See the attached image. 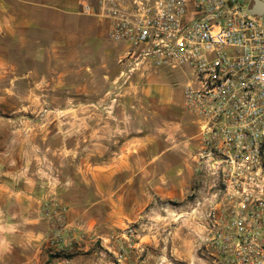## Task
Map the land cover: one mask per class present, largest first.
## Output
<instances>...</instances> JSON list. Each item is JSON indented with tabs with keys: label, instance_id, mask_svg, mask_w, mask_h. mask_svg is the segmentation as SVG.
<instances>
[{
	"label": "rangeland",
	"instance_id": "374dc122",
	"mask_svg": "<svg viewBox=\"0 0 264 264\" xmlns=\"http://www.w3.org/2000/svg\"><path fill=\"white\" fill-rule=\"evenodd\" d=\"M132 49L129 43L114 41L98 49L77 48V72L70 69L62 79L51 75L45 98L48 111L12 115L49 121L48 128L37 129L44 178L51 190L46 202L63 203L68 212L77 203L89 206L106 199L109 207L99 204L104 222L91 232L69 226L67 221L61 228L47 219L43 238L29 240L20 234L12 247L9 241H0V264H75L77 253L81 264H141L147 256L159 258L161 264H221L204 242L203 201L212 194L213 181L199 159L201 126L180 98L191 74L138 62L128 53ZM72 66L54 64L51 68ZM153 93H160L162 102ZM27 102V95H12L6 97L5 106L21 107ZM187 140L196 144L186 191L177 197H157L139 218H128L119 200L132 196L137 200L138 193L129 194L121 185L127 179L133 185L141 181L136 174L138 147L160 145L167 153L162 169L168 172L184 162L177 158L187 151L181 146ZM110 203L118 208L117 213ZM118 217L120 224L110 223ZM86 251L94 253L89 256Z\"/></svg>",
	"mask_w": 264,
	"mask_h": 264
},
{
	"label": "built area",
	"instance_id": "2783aa9c",
	"mask_svg": "<svg viewBox=\"0 0 264 264\" xmlns=\"http://www.w3.org/2000/svg\"><path fill=\"white\" fill-rule=\"evenodd\" d=\"M255 2L83 4L109 20L112 41L132 44L138 62L191 74L184 103L200 119L199 159L213 181L203 201L204 242L221 264H264V14L251 12ZM42 214L64 228L68 207L45 201Z\"/></svg>",
	"mask_w": 264,
	"mask_h": 264
},
{
	"label": "crops",
	"instance_id": "0c3cea01",
	"mask_svg": "<svg viewBox=\"0 0 264 264\" xmlns=\"http://www.w3.org/2000/svg\"><path fill=\"white\" fill-rule=\"evenodd\" d=\"M96 1L0 0V101L3 102L0 105V241H9L11 247L20 234L29 240L43 238L48 221L42 209L51 193L49 181L44 178L43 149L38 144L37 131L38 128H48L49 121L34 122L12 115L24 110L48 111L45 98L50 93L51 75L54 79H62L70 69L77 72V48L98 49L105 43H113L109 37V20L83 10L84 3ZM54 64L73 66L51 68ZM158 85L154 84L161 92ZM12 95H27L29 102L21 107L5 106L6 97ZM153 96L162 102L160 93H153ZM180 98L184 102L183 91ZM197 119L200 126V119ZM39 133L43 138V130ZM201 140L202 149V135ZM194 144L195 141L187 140L185 145H181L187 151L177 160L184 162L176 164L173 171L168 172L162 169V160L167 158V153L160 145L154 142L150 149L148 145L138 147L136 174L141 181L133 185L127 179L121 185L129 194L138 193L137 200H133V196L124 202L119 200L120 209L123 206L128 210V218H139L157 197H177L186 191L187 180L193 175L190 161L195 158L192 153ZM102 203L103 200H99L89 206L80 203L71 206L67 225L90 232L96 230L104 222L100 221L98 210ZM103 204L108 209L107 199ZM111 208L118 211L113 203ZM110 223L120 224L119 217ZM86 252L89 256L94 253ZM80 262L77 253L75 264ZM157 263L161 264L155 257L150 259L147 256L141 260V264Z\"/></svg>",
	"mask_w": 264,
	"mask_h": 264
},
{
	"label": "water",
	"instance_id": "95a60500",
	"mask_svg": "<svg viewBox=\"0 0 264 264\" xmlns=\"http://www.w3.org/2000/svg\"><path fill=\"white\" fill-rule=\"evenodd\" d=\"M251 12L254 14H264V2L256 0L254 6L251 8Z\"/></svg>",
	"mask_w": 264,
	"mask_h": 264
}]
</instances>
